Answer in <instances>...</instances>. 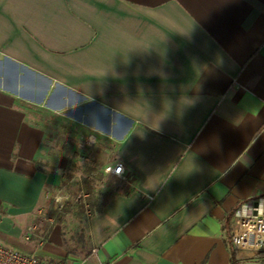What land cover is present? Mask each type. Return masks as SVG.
Returning <instances> with one entry per match:
<instances>
[{"label": "crops", "instance_id": "0c3cea01", "mask_svg": "<svg viewBox=\"0 0 264 264\" xmlns=\"http://www.w3.org/2000/svg\"><path fill=\"white\" fill-rule=\"evenodd\" d=\"M115 162L120 176L101 172ZM81 165L104 178L84 188L92 213L24 239ZM261 194L264 0H0L1 243L76 264H230L232 212Z\"/></svg>", "mask_w": 264, "mask_h": 264}, {"label": "built area", "instance_id": "2783aa9c", "mask_svg": "<svg viewBox=\"0 0 264 264\" xmlns=\"http://www.w3.org/2000/svg\"><path fill=\"white\" fill-rule=\"evenodd\" d=\"M94 138L91 134L86 138L85 144L91 146ZM123 165L120 162L106 165L101 172L120 176ZM98 170L94 171L96 175ZM52 218L41 213L24 232V239L35 235L38 242H42L44 234H35L39 222H52ZM230 244L236 250L245 254L246 258H264V194L240 202L232 212V228ZM95 251V249H93ZM0 264H76L69 260H45L33 253L12 248L0 242Z\"/></svg>", "mask_w": 264, "mask_h": 264}, {"label": "rangeland", "instance_id": "374dc122", "mask_svg": "<svg viewBox=\"0 0 264 264\" xmlns=\"http://www.w3.org/2000/svg\"><path fill=\"white\" fill-rule=\"evenodd\" d=\"M89 134H91L94 138V143L91 145V146H94L97 142V138H96V135L93 133V132H88L84 135H80L78 136L77 138V146H89L88 144H85V140L86 138L89 136ZM94 171H96V169H93L91 172H89L87 175L85 173V168L81 165L80 169L75 173V176H74V186L73 188H71L72 190V196H71V199L70 201H72L73 203H80V204H83L85 209L88 208V202L86 200L87 198V194H86V190L84 189L83 187V184H82V179L85 178V179H91V181L94 183L95 182V185H99L100 183L103 182L104 178L102 179L101 178V182H100V179H99V173H97L96 175L94 174ZM87 177H86V176ZM63 204V203H61ZM60 204L59 206H57V208H60ZM241 258V257H239ZM242 258H246L245 257V254L242 255Z\"/></svg>", "mask_w": 264, "mask_h": 264}, {"label": "trees", "instance_id": "16d2710c", "mask_svg": "<svg viewBox=\"0 0 264 264\" xmlns=\"http://www.w3.org/2000/svg\"><path fill=\"white\" fill-rule=\"evenodd\" d=\"M82 184L86 190H88L90 193H92V189H93L92 181L89 182V180L83 178ZM60 206H61L60 208L56 209L52 213L53 215H49L53 220L55 219V216H58L61 213V211H68L70 209L71 211H73L76 214L78 213V214L84 215L85 210H86L83 204L73 203L70 200L65 201L63 204H60ZM88 209L90 211L89 213L91 214L92 209L91 208H88ZM235 251L236 250L231 246L230 247V264H251V262H253V261H255V262L256 261H264V258H261V259L236 258L235 257Z\"/></svg>", "mask_w": 264, "mask_h": 264}, {"label": "water", "instance_id": "95a60500", "mask_svg": "<svg viewBox=\"0 0 264 264\" xmlns=\"http://www.w3.org/2000/svg\"><path fill=\"white\" fill-rule=\"evenodd\" d=\"M251 264H264V261H253V262H251Z\"/></svg>", "mask_w": 264, "mask_h": 264}]
</instances>
